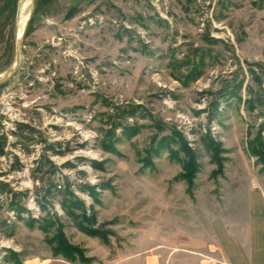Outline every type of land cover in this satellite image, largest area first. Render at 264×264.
<instances>
[{
	"label": "rangeland",
	"instance_id": "obj_1",
	"mask_svg": "<svg viewBox=\"0 0 264 264\" xmlns=\"http://www.w3.org/2000/svg\"><path fill=\"white\" fill-rule=\"evenodd\" d=\"M254 148L264 0H34L0 83V264H253Z\"/></svg>",
	"mask_w": 264,
	"mask_h": 264
},
{
	"label": "water",
	"instance_id": "obj_2",
	"mask_svg": "<svg viewBox=\"0 0 264 264\" xmlns=\"http://www.w3.org/2000/svg\"><path fill=\"white\" fill-rule=\"evenodd\" d=\"M33 4H34V0H31V7L29 10L28 17H27L25 24H24V28L20 34L16 35V38H15V58H14V61L2 73H0V83L7 80V78L9 77V75L12 73V71L15 69L16 65L19 62V46H20L22 37L24 35L25 29L27 27V24H28L30 17L32 15V12H33Z\"/></svg>",
	"mask_w": 264,
	"mask_h": 264
},
{
	"label": "bare ground",
	"instance_id": "obj_3",
	"mask_svg": "<svg viewBox=\"0 0 264 264\" xmlns=\"http://www.w3.org/2000/svg\"><path fill=\"white\" fill-rule=\"evenodd\" d=\"M31 0H23L20 5V13L18 16L17 34H20L24 28L25 21L30 10ZM10 109L9 107H7Z\"/></svg>",
	"mask_w": 264,
	"mask_h": 264
},
{
	"label": "crops",
	"instance_id": "obj_4",
	"mask_svg": "<svg viewBox=\"0 0 264 264\" xmlns=\"http://www.w3.org/2000/svg\"><path fill=\"white\" fill-rule=\"evenodd\" d=\"M254 245H255V248H253L254 252H253V259H252L253 264H264V246H263V251H262L263 253L260 254L262 257L260 256V258H259L257 256H258V253L261 251V249L257 248L255 242H254ZM231 256L235 260L233 262V264H245L246 262L243 260L249 261V259L247 260V258H249L250 254L248 256H246V259L238 258V255L237 256L231 255ZM247 264H249V263H247Z\"/></svg>",
	"mask_w": 264,
	"mask_h": 264
},
{
	"label": "trees",
	"instance_id": "obj_5",
	"mask_svg": "<svg viewBox=\"0 0 264 264\" xmlns=\"http://www.w3.org/2000/svg\"><path fill=\"white\" fill-rule=\"evenodd\" d=\"M254 153L257 156V158L261 161L262 164H264V152H262L261 150H256V148H254Z\"/></svg>",
	"mask_w": 264,
	"mask_h": 264
}]
</instances>
